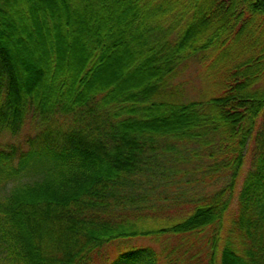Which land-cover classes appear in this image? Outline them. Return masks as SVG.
Instances as JSON below:
<instances>
[{
	"label": "trees",
	"instance_id": "1",
	"mask_svg": "<svg viewBox=\"0 0 264 264\" xmlns=\"http://www.w3.org/2000/svg\"><path fill=\"white\" fill-rule=\"evenodd\" d=\"M208 230L264 264V0H0V264H192ZM138 234L181 238L107 251Z\"/></svg>",
	"mask_w": 264,
	"mask_h": 264
},
{
	"label": "rangeland",
	"instance_id": "2",
	"mask_svg": "<svg viewBox=\"0 0 264 264\" xmlns=\"http://www.w3.org/2000/svg\"><path fill=\"white\" fill-rule=\"evenodd\" d=\"M194 71L195 70L193 68L192 71H188L187 73H185V75L187 74V78L189 80V83H188V80H186L187 81V85H186L187 88L189 89V86H190V89L192 87L196 88L194 93H193V94H196L195 93L196 90H198V88L203 87V85H201L202 82L200 81L199 78H195L194 79V77H192V74H193ZM105 75L107 77V74H105ZM108 77H109V74H108ZM184 78H185V76H183V79ZM25 132H26V130H25ZM248 159H249V156H248V152H247L246 155L244 156V162H243V165L241 167V170H240L239 174L236 177V181H235L234 185L232 186V191L229 193L230 194V203H229V209H228L229 210V215L232 213V211L236 207L237 194H238V191H239V188H240V185H241L242 178L244 176L245 170L248 168ZM183 170L186 171V173L183 172ZM183 170H182L183 174H181V175H186L185 179L186 178L190 179L189 177L193 175L192 171H191L192 168L191 167H185ZM185 179H183V180H185ZM187 207H189V206H186V208ZM155 223H157L159 225V223H161V222L160 221L158 222V220H157V222L155 221ZM225 224L227 225V222H225ZM151 227H152V225L147 223V225H143L142 228H140V229L149 230ZM210 233H211L210 230L205 231V232L203 231V233H201L199 236L196 237L195 243H194V245L192 247V251L193 252L199 251V252H197V254L193 257L194 260H193L192 264H205L206 263V261L208 259V252L205 253V248H204L203 244L209 239V237H210L209 234ZM180 238L181 237H177V236H174V235L173 236L172 235H167V236H160L157 240L154 241V239H152L150 236L138 234V235H135V236H132V237L130 236V237L125 238V239H122V238L121 239H115V242H111V244L107 247V251L111 253L118 246H120L121 244L126 245V243L127 244H133V245H135V244L151 245L154 248H156L157 250H160L163 247L161 242L164 241L166 245L167 244L168 245H174V244L178 243V240ZM121 242H123V243H121ZM217 252H218V250H217ZM217 252H215V255H217ZM216 258L217 257L215 256V258H214L215 264H217V259H218V258L217 259Z\"/></svg>",
	"mask_w": 264,
	"mask_h": 264
}]
</instances>
